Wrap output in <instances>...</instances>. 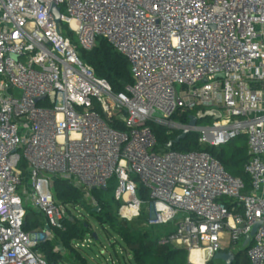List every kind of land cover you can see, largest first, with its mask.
<instances>
[{
	"label": "built area",
	"instance_id": "obj_1",
	"mask_svg": "<svg viewBox=\"0 0 264 264\" xmlns=\"http://www.w3.org/2000/svg\"><path fill=\"white\" fill-rule=\"evenodd\" d=\"M62 22L86 50L101 37L128 59L126 93L81 59ZM192 110L220 114L191 128L200 144L246 137L249 189L208 151H156L151 124L182 132L171 118ZM25 175L26 205L46 219L31 231L17 192ZM56 178L96 205L92 190L114 179L119 218L174 223L160 243L187 250L189 264L233 252L259 224L247 256L264 264V0H0V264H48L37 248L72 208L53 194Z\"/></svg>",
	"mask_w": 264,
	"mask_h": 264
},
{
	"label": "trees",
	"instance_id": "obj_2",
	"mask_svg": "<svg viewBox=\"0 0 264 264\" xmlns=\"http://www.w3.org/2000/svg\"><path fill=\"white\" fill-rule=\"evenodd\" d=\"M81 59L90 65L95 74L105 79L111 86L115 94L126 93L127 87L132 85L134 79L130 70L128 59L118 52L105 38H97L94 47L91 50L79 48ZM198 110L184 111L182 114H176L171 119L175 122L189 124L190 117L196 115ZM207 118V117H205ZM203 119V118H201ZM111 124L115 128L124 129V124L118 120L111 119ZM154 134L158 141L156 151H208L215 156L224 166L225 170L232 176L243 179L247 188L250 187V178L244 171V166L249 160L247 143L241 148H232L231 141L220 147L202 145L199 142L198 133L191 132L188 136L169 148L171 141L175 140L182 132H171L166 126L151 124ZM244 136V135H242ZM245 137V136H244ZM246 138V137H245ZM225 146V147H224ZM114 180V179H113ZM115 181H110L106 189L92 190L91 195L97 202L96 207L92 208V216L105 227L108 225L111 230L121 239L123 247L128 254H131L135 264H189L188 251L175 248L170 244H161L160 240L172 234L176 230V225L170 223L169 230L163 235H154L146 228L137 226L133 221L121 220L118 216V209L121 205L115 199ZM52 192L58 202L65 206L78 207L86 205L83 191L71 184L67 180L56 178L51 185ZM139 196L148 199V191L139 186ZM72 209V208H71ZM99 209V211H97ZM145 211L142 213L144 214ZM71 210H69V214ZM141 213V219L147 217ZM148 221V220H147ZM136 223V224H135ZM46 224V219L41 212L32 208L27 209L23 228L31 231ZM64 230H54L59 242L65 251L74 254L76 263L87 264L85 257L73 247L77 240H83L86 233L91 232L90 225L87 222H81L73 216L63 219ZM167 226V225H166ZM55 242H45L38 246L46 257L48 264H57L64 260V254L55 251ZM248 248L241 247L236 254L233 264H251L247 256ZM229 251V250H224ZM207 264H213V259Z\"/></svg>",
	"mask_w": 264,
	"mask_h": 264
},
{
	"label": "rangeland",
	"instance_id": "obj_3",
	"mask_svg": "<svg viewBox=\"0 0 264 264\" xmlns=\"http://www.w3.org/2000/svg\"><path fill=\"white\" fill-rule=\"evenodd\" d=\"M61 29L64 35L70 37L73 43L78 47L82 48L81 43L77 35L70 32L68 30L67 25L62 22ZM17 97L21 96V92L19 90L14 91ZM157 118H162V113L159 111L155 114ZM213 118L207 117L203 119H199L197 124L200 126H208L212 124ZM166 126L168 129L169 127ZM170 130V129H169ZM247 140L244 136H239L231 141L232 148L228 150H233L235 148H241L245 146ZM225 147V146H224ZM20 167L26 172L24 161L21 162ZM26 178L25 175L22 183L18 186V194L22 198V202L26 208H31L26 205V195L24 194V188H26ZM115 181V180H112ZM116 184V181H115ZM86 205H80L78 207H72L71 213L68 217L77 218L81 222H87L90 225L91 232L86 233L83 240H77L76 244H79L78 251L85 257L87 264H135L133 261V257L131 254H128L123 247V243L121 239L111 230V228L106 225L103 227L91 214V209L96 207V204L93 200L85 199ZM28 206V207H27ZM143 214V213H142ZM148 220V214L144 212V214ZM141 216V214H140ZM137 217L134 222L137 223L138 227L146 228L154 235H163L167 230L171 228L170 225H157L150 226L146 219H141V217ZM135 223V224H136ZM164 236V235H163ZM54 240L50 242H59L58 237L54 231L53 235ZM81 243H84V246H81ZM60 244V243H59ZM243 246V242L240 241L237 245H235L231 250L233 252H237ZM40 251V250H39ZM62 252V251H61ZM64 260L59 261L57 264H74L76 263L74 254L63 249ZM213 264H225L221 260L213 259Z\"/></svg>",
	"mask_w": 264,
	"mask_h": 264
},
{
	"label": "water",
	"instance_id": "obj_4",
	"mask_svg": "<svg viewBox=\"0 0 264 264\" xmlns=\"http://www.w3.org/2000/svg\"><path fill=\"white\" fill-rule=\"evenodd\" d=\"M52 12H53V14L55 16V21L59 25L60 22H61V19H62V14H61L60 7H58L56 5H53L52 6ZM220 77H222V76H220ZM44 98H45V96L37 98V101L42 100ZM212 115H215V118H219L220 117V114L218 112H215V111H208V112H205V113L200 111V112L197 113V115H192L190 117V121H189V124H188L187 128H185L182 131V133L175 140L171 141L168 147L172 148L174 144H176L179 141L185 139L188 136V134H190L191 128L195 127L197 125V122H198L199 119L205 118L207 116H212ZM97 211H99V209H97ZM258 226H259V224L254 227L252 233L246 238V240L243 243V248L247 247V244L249 242L250 237L255 234ZM237 253H238V251L235 252V253L232 252V251H221V252H218L215 255L214 259L221 260L225 264H233L235 259H236V254Z\"/></svg>",
	"mask_w": 264,
	"mask_h": 264
},
{
	"label": "bare ground",
	"instance_id": "obj_5",
	"mask_svg": "<svg viewBox=\"0 0 264 264\" xmlns=\"http://www.w3.org/2000/svg\"><path fill=\"white\" fill-rule=\"evenodd\" d=\"M42 187H43V188L45 187V183H42ZM192 260H194V262H195L196 264H204L203 259H201V258H197L196 255H194V256L192 257Z\"/></svg>",
	"mask_w": 264,
	"mask_h": 264
}]
</instances>
